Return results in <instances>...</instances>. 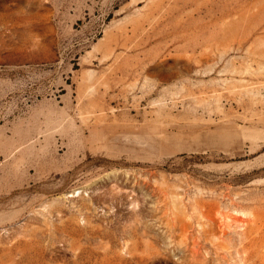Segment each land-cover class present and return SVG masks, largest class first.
Listing matches in <instances>:
<instances>
[{"label": "rangeland", "instance_id": "1", "mask_svg": "<svg viewBox=\"0 0 264 264\" xmlns=\"http://www.w3.org/2000/svg\"><path fill=\"white\" fill-rule=\"evenodd\" d=\"M0 264H264V0H0Z\"/></svg>", "mask_w": 264, "mask_h": 264}]
</instances>
